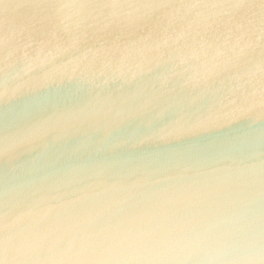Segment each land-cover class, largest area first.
<instances>
[{
  "label": "water",
  "instance_id": "95a60500",
  "mask_svg": "<svg viewBox=\"0 0 264 264\" xmlns=\"http://www.w3.org/2000/svg\"><path fill=\"white\" fill-rule=\"evenodd\" d=\"M0 264H264V0H0Z\"/></svg>",
  "mask_w": 264,
  "mask_h": 264
}]
</instances>
